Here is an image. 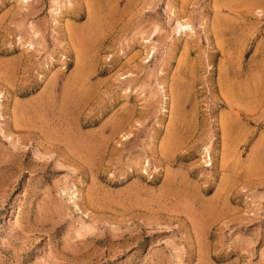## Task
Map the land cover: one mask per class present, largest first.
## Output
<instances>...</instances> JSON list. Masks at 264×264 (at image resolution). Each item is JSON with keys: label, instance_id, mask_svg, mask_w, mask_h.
<instances>
[{"label": "rangeland", "instance_id": "obj_1", "mask_svg": "<svg viewBox=\"0 0 264 264\" xmlns=\"http://www.w3.org/2000/svg\"><path fill=\"white\" fill-rule=\"evenodd\" d=\"M0 264H264V0H0Z\"/></svg>", "mask_w": 264, "mask_h": 264}, {"label": "bare ground", "instance_id": "obj_2", "mask_svg": "<svg viewBox=\"0 0 264 264\" xmlns=\"http://www.w3.org/2000/svg\"><path fill=\"white\" fill-rule=\"evenodd\" d=\"M232 126V125H231Z\"/></svg>", "mask_w": 264, "mask_h": 264}]
</instances>
